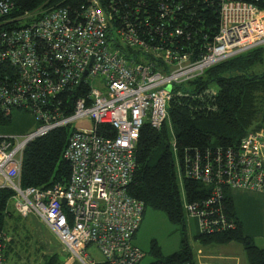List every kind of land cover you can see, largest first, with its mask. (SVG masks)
<instances>
[{
  "label": "built area",
  "instance_id": "obj_1",
  "mask_svg": "<svg viewBox=\"0 0 264 264\" xmlns=\"http://www.w3.org/2000/svg\"><path fill=\"white\" fill-rule=\"evenodd\" d=\"M152 1L83 0L73 10L59 5L16 15L12 0H0V124L13 109L36 122L26 134L0 135V187L13 191L20 216L35 215L82 264H93L85 253L91 244L107 264H139L143 252L133 237L144 204L127 189L141 126L159 130L169 120L174 88L264 43V0H203L218 8L211 36L202 25L189 33L190 0ZM83 117L93 128L71 127L61 153L70 165L67 182L21 187L28 143ZM104 124L113 136L99 133ZM178 164L181 179L206 189L191 201L182 192V207L198 219L200 233L234 227L221 201L226 189L256 192L264 204V129L237 145L185 150ZM5 245L0 232V264Z\"/></svg>",
  "mask_w": 264,
  "mask_h": 264
},
{
  "label": "trees",
  "instance_id": "obj_2",
  "mask_svg": "<svg viewBox=\"0 0 264 264\" xmlns=\"http://www.w3.org/2000/svg\"><path fill=\"white\" fill-rule=\"evenodd\" d=\"M12 1L13 14L19 15L59 5L73 10L83 0ZM186 2L188 0H184ZM189 4L194 10V17L189 19V33L193 34V30L202 25L211 36L218 23V8L205 4L203 0H190ZM262 59L261 50L256 46L208 67L200 75L173 89L168 104V123L165 122L159 130L143 123L135 144V170L127 190L131 196L143 202L144 209L148 206L160 210L172 223L184 222L169 132L180 162L185 150L190 153L195 150L204 152L209 146L237 145L249 131L264 129V71L256 70L257 63ZM8 122L9 119H4L1 124ZM71 127L54 128L28 143L21 161V187L46 189L67 182L70 165L61 157V153ZM97 128L99 133L106 136H113L115 132L110 125ZM181 182L187 201L205 196L206 189L198 181L183 177ZM12 196L11 189L0 187V232L4 234L5 223L17 213L14 208L8 207ZM221 201L225 211L234 218V227L199 233L195 239L203 245L238 242L242 245L248 264H264V248L258 247L251 237L243 234L242 222L236 215L230 190L224 191ZM16 215L21 217L18 213ZM150 252L155 259L148 264H178L195 259L186 240H182L179 251L167 257L162 256L157 243L152 244ZM44 264H58L56 256L46 257ZM97 264L107 263L102 261Z\"/></svg>",
  "mask_w": 264,
  "mask_h": 264
},
{
  "label": "rangeland",
  "instance_id": "obj_3",
  "mask_svg": "<svg viewBox=\"0 0 264 264\" xmlns=\"http://www.w3.org/2000/svg\"><path fill=\"white\" fill-rule=\"evenodd\" d=\"M257 48H260L262 58H264V43L258 45ZM256 70L264 71V59L257 63ZM71 126L76 129L90 130L93 128V121L88 117L78 118L71 122ZM35 127L36 122L30 112L13 109L9 122L0 124V135H23L34 130ZM168 137L174 159L177 185L183 203L181 171L178 169V159L172 146L170 132ZM230 194L234 200L236 215L242 222L243 234L251 237L258 247L264 248V204H262L261 196L256 192L242 189H230ZM8 207L13 208L11 200ZM183 212L184 222L172 223L164 212L145 207L139 227L133 237V244L143 252V258L139 264H148L155 259L150 252L153 243H157L162 256L167 257L180 250L182 240H186L193 257L198 260H196L197 263L248 264L242 245L238 242L232 241L221 245L201 244L195 239V236L200 233L198 219L189 217L185 209ZM226 213L231 215L229 212ZM16 214L14 218L5 223L3 228L6 234L5 264H44V259L52 255L56 256L58 264H82L73 254L65 250L60 251L59 240L35 215L18 217ZM85 253L87 254L86 260L93 264L103 261L101 253L93 244L85 248ZM199 258L202 259L199 260Z\"/></svg>",
  "mask_w": 264,
  "mask_h": 264
},
{
  "label": "crops",
  "instance_id": "obj_4",
  "mask_svg": "<svg viewBox=\"0 0 264 264\" xmlns=\"http://www.w3.org/2000/svg\"><path fill=\"white\" fill-rule=\"evenodd\" d=\"M45 226V225H44ZM46 227V226H45ZM47 228V227H46ZM48 229V228H47ZM49 230V229H48ZM50 231V230H49ZM51 232V231H50ZM52 233V232H51ZM53 234V233H52ZM61 244V243H60ZM61 246V250L60 251H64V249H63V247H62V245H60ZM67 252V251H66ZM67 253H69V252H67ZM70 254V253H69ZM200 259H202V258H199V260ZM195 260H197L196 258H195ZM198 261V260H197Z\"/></svg>",
  "mask_w": 264,
  "mask_h": 264
},
{
  "label": "water",
  "instance_id": "obj_5",
  "mask_svg": "<svg viewBox=\"0 0 264 264\" xmlns=\"http://www.w3.org/2000/svg\"><path fill=\"white\" fill-rule=\"evenodd\" d=\"M61 202H62L63 205L65 204V200L64 199H61Z\"/></svg>",
  "mask_w": 264,
  "mask_h": 264
},
{
  "label": "bare ground",
  "instance_id": "obj_6",
  "mask_svg": "<svg viewBox=\"0 0 264 264\" xmlns=\"http://www.w3.org/2000/svg\"><path fill=\"white\" fill-rule=\"evenodd\" d=\"M172 142H173V140H172ZM182 180V179H181Z\"/></svg>",
  "mask_w": 264,
  "mask_h": 264
}]
</instances>
